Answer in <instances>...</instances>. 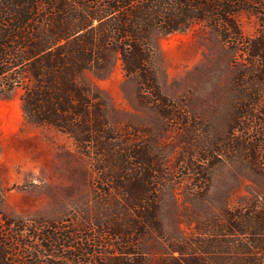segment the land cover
<instances>
[{"label": "trees", "instance_id": "trees-1", "mask_svg": "<svg viewBox=\"0 0 264 264\" xmlns=\"http://www.w3.org/2000/svg\"><path fill=\"white\" fill-rule=\"evenodd\" d=\"M241 12L264 18V0H0V96L21 90L28 121L72 138L96 173L97 210L83 227L98 235L76 247L83 261L68 256L67 264H264V206L258 200L195 218L196 233L189 237H166L160 213L163 192L175 178L170 153L161 149L159 136L132 138L113 130L106 98L86 80L87 73L109 75L120 62L138 101L156 109L166 129L180 130L185 145L176 160L194 176L188 201H203L209 156L221 160L241 152L247 144L241 133L249 134L255 119L258 128L264 122V32L249 39L241 34V110L210 151L188 148L192 136L198 138L195 124L161 94L150 41L155 33L207 22L229 42L240 38ZM244 148L257 159V145ZM10 251L0 234V264H23Z\"/></svg>", "mask_w": 264, "mask_h": 264}, {"label": "rangeland", "instance_id": "rangeland-1", "mask_svg": "<svg viewBox=\"0 0 264 264\" xmlns=\"http://www.w3.org/2000/svg\"><path fill=\"white\" fill-rule=\"evenodd\" d=\"M263 21V17L241 12L237 16L240 38L229 42L222 41L207 22L151 37L161 94L195 124L198 138L192 136L188 148L214 149L232 117L240 112L241 66L246 63L241 34L245 39L259 35L264 32ZM86 80L106 98L113 130L132 138L159 136L161 149L170 153L168 166L175 178L163 192L160 213L166 237L172 241L189 237L196 233L195 218L219 215L227 207L254 200L264 206V122L258 128L255 119L249 134L241 133L244 143L258 146L257 159L247 153V144L241 145V152L221 160L210 155L205 200L189 202L194 176L180 170L176 160L185 145L178 127L166 129L156 109L138 101L135 86L124 76L120 62L109 75L99 78L87 73ZM21 95V90H15L8 98L0 96V234L18 263L67 264L68 256L83 261L76 247L84 244L87 235H98L83 227L97 210L96 173L72 138L28 121Z\"/></svg>", "mask_w": 264, "mask_h": 264}]
</instances>
